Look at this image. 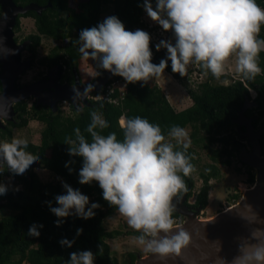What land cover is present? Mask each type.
Instances as JSON below:
<instances>
[{"label": "trees", "instance_id": "16d2710c", "mask_svg": "<svg viewBox=\"0 0 264 264\" xmlns=\"http://www.w3.org/2000/svg\"><path fill=\"white\" fill-rule=\"evenodd\" d=\"M13 1L19 6L35 3L45 7L40 14L28 11L19 15L14 27V30L19 27V18L21 17H30L34 20L36 32L27 37L31 40L28 48L31 53H34L42 37L65 42L62 45L54 46L44 59L40 60V64L48 66L59 62H64L68 68L79 66L81 58L77 44L79 34L83 29L96 27L100 24L102 8L107 5L112 6V16L122 22L125 30L134 32L139 29L149 33L142 21L144 0H85L77 3L75 7L70 5L69 0ZM256 3L264 9V0H256ZM257 38L264 40V25H261ZM172 44H175V41ZM149 48L153 53L151 43ZM164 55H167V50L163 47L155 53L158 59L163 58ZM257 63L261 72L253 80L241 78L229 84H213L212 81L216 78L209 72L207 80L200 83L197 91L188 89L187 93L192 104L180 111H175L171 107L157 85L152 86L144 82L127 83L119 76H113L112 79L125 81L126 88L120 92L115 89L111 95L112 98L117 99V103L113 104L104 100L90 101L91 105L82 107L80 113L70 107L74 112V117L62 116L60 109L50 112L40 105L28 106L24 101L16 103L14 105L16 121L8 122L0 129V142L10 141L12 129L24 127L29 119L42 123L44 129L41 132L40 145L35 146L28 143L25 150L37 155V161L40 162L41 167L62 178L63 185L67 184L87 196L89 204L86 206V210L92 203L99 204V207L93 210L95 215L91 219H80L72 212L57 227L55 223L57 217L51 213L50 207H58L55 197L66 194L64 187L43 184L32 169L26 170L23 175H13L4 167L3 170H0V184L5 177H11L23 188L19 190L7 188L6 194L0 195V212L6 208L13 211L5 216L0 215V264H67L70 253L81 251H91L94 255V264H117L115 260L111 259L107 240L112 239L118 233L108 231L104 224L106 218L115 214L117 209L104 201L102 189L97 182L92 181L87 185H81L78 182L83 160L78 156H70L68 154L69 145L66 144L68 137L74 139V129L76 128H79L81 134L91 142V136L86 129L91 122L93 111L101 114L109 125L107 128L97 129V131L104 136L115 133L118 141L123 140V130L119 125L121 117L124 119L137 116L145 118L150 123L159 125L165 137L168 136L172 126L181 128L190 126L192 129L191 144L202 146L212 160L208 166V172L201 174L203 185L191 205L193 208L203 209L207 204L208 181L218 176L216 164L220 162L229 165L231 158L238 155L240 157L243 150L247 149L248 142L246 145L239 136V131H244V127L237 122L238 114L244 104H247L244 114L247 118L252 119V126L255 129L264 130L262 126L258 125L264 113V50L259 53ZM197 68L200 73H204V70L199 66ZM165 70L186 88L181 76L172 73L170 63ZM17 86H19L18 81ZM253 91L255 92L254 96L251 94ZM254 110L258 112L257 116L253 115ZM222 130L227 131L228 134L221 136ZM259 142L264 151L263 133ZM216 143H220V147L211 149L210 146H214ZM179 151H183V148L181 147ZM186 155L190 157V162L193 164L191 147L186 150ZM240 161L241 164L250 167L241 158ZM183 179L187 186V201L192 195L193 179L191 175L183 177ZM255 179V173H250L249 183L254 184ZM233 197L236 201L241 198L240 194H235ZM172 218H178L180 222L185 219L175 212H172ZM33 224L43 225L38 229L39 236L28 235L29 228ZM77 229H83L82 234L77 235ZM142 234L134 233L136 237ZM65 239L72 242L71 247L60 244V241ZM128 258V264H135L136 254L130 253Z\"/></svg>", "mask_w": 264, "mask_h": 264}, {"label": "clouds", "instance_id": "9594fccd", "mask_svg": "<svg viewBox=\"0 0 264 264\" xmlns=\"http://www.w3.org/2000/svg\"><path fill=\"white\" fill-rule=\"evenodd\" d=\"M147 16L160 25L164 31L171 30L175 44L160 41L159 51L167 50L166 59L159 64L151 62L150 36L143 30L127 31L115 16L106 18L96 27L81 30L78 52L84 59L97 61L98 66L113 76L123 78L127 83L144 82L159 78L171 62L172 73L184 77L188 66L194 64L204 74L220 79L225 63L235 56L236 73L245 80H253L261 72L257 60L264 50V40L258 39L261 25H264V9L256 0H156L155 10L149 0H144ZM91 85L85 93L91 91ZM79 95V93H77ZM108 122L97 111L91 113V122L86 131L89 142L79 128L75 137L67 138L68 154L83 160L79 171V183L96 181L102 189V197L110 206H115L120 216L135 232L143 233L134 239L144 250L165 256L179 255L189 242L186 231L180 230L171 238L146 240V236L157 237L159 232L168 233L173 227L172 199L187 191L185 180L194 171L186 150L190 147L188 133L184 128L172 126L168 137L183 151L174 150L159 125L139 116L121 121L123 140L118 141L115 133L101 135L97 129L107 128ZM24 139L12 138L0 142V164L6 165L13 175H22L36 163L38 157L26 151ZM182 174V175H181ZM64 195L55 197L58 207H50L57 217L59 227L64 218L74 214L80 219H91L94 209L87 196L69 185H63ZM7 187L0 184V195ZM43 225L33 224L28 235L39 236ZM83 229H77V235ZM71 243L61 240L62 246ZM255 260L264 264V247L237 257V264ZM67 264H94L91 251L70 253Z\"/></svg>", "mask_w": 264, "mask_h": 264}, {"label": "water", "instance_id": "95a60500", "mask_svg": "<svg viewBox=\"0 0 264 264\" xmlns=\"http://www.w3.org/2000/svg\"><path fill=\"white\" fill-rule=\"evenodd\" d=\"M44 8L35 3L19 6L13 0H0V129L4 127V122L13 120L14 105L29 97L36 100V105L51 107L53 112L58 110L57 104L60 101H69L75 110H79V102L89 106V95L98 92L113 78L110 72L102 69L101 74L91 83L82 84L74 69V84H61L57 74L60 66H56L48 74V81L17 86L18 78L31 67V61L21 57L27 41L16 43L14 39L17 18L28 11L40 14ZM161 59H151V62L159 64ZM89 85L92 86L91 91L84 94ZM76 92H79V95ZM74 93L77 96L74 97ZM47 96L52 100H48ZM246 108L247 104H244L237 122L244 127V131H239V136L248 141L250 149L243 150L240 158L246 165L257 170L258 185L254 184L249 190L244 191L235 206L225 212H219L208 221L198 218L200 208L186 205V192L173 197V212L185 219L173 225L168 233L159 232L157 237L147 236L145 239L171 238L180 230H184L189 235V242L181 249L179 255L161 256L149 252L144 257L137 256L135 264H237V257L254 252L257 247H264V186H260V183L264 182V155L261 156L259 142L263 130H255L251 124L252 119L244 114ZM31 167L40 168L41 164L36 161ZM245 264L260 262L253 259L246 261Z\"/></svg>", "mask_w": 264, "mask_h": 264}, {"label": "rangeland", "instance_id": "374dc122", "mask_svg": "<svg viewBox=\"0 0 264 264\" xmlns=\"http://www.w3.org/2000/svg\"><path fill=\"white\" fill-rule=\"evenodd\" d=\"M82 1L85 0H69V3L72 7H75L77 3ZM149 2L152 4L153 9L155 10L156 0H149ZM108 17H112L111 5H107L102 8L100 23H102ZM142 21L145 29H147L149 32L148 34L150 36V43L153 45L152 57L153 59H157L155 53L159 52L162 48L157 51L156 45L159 44L162 40L171 43L174 42V34L171 30L167 32L164 31L158 23L153 22L147 16L144 10L142 15ZM35 32L36 31L34 21L32 18H19V27L14 30V37L16 43H20L22 39L26 38L28 35L34 34ZM64 43V41H56L51 38L42 37L40 45L37 48L35 54L34 62L31 65L32 67L30 69H27L18 78V83L21 85L30 84L35 79V75L38 71H40L41 74H44L46 71V67L40 64V60L44 59L43 57H45L54 46L62 45ZM21 55L22 59L26 58L25 56H27L26 52L21 53ZM166 56L167 55H164L163 58ZM168 63L171 64L170 61H168ZM78 68L84 83H91L93 81L92 79L98 77L99 74L102 72V68L98 66L97 61L84 59L82 56L79 60ZM222 77L223 78H220L219 80L214 79L212 83L229 84L242 78L239 74L236 73L235 56L231 57L225 63V71ZM181 78L183 84L186 86L187 89L182 84H180L179 81L174 79L168 72H166V70L159 78L153 77L147 83L151 84L152 86L157 85L164 93V96L171 105V107H173L175 111H180L191 106L192 104V101L187 93L188 89L197 91L200 83L205 82L207 80V75H205L204 73H200L196 65L190 64L188 66L187 74ZM119 85L120 87L123 86V84ZM124 86L126 87V84H124ZM99 91H101V89ZM251 94L252 96H254L255 92L253 91L251 92ZM95 95V93H93L92 95L90 94L88 97V101L95 102V98H97V96ZM91 96H93V98H91ZM30 103L31 100L27 102V105L29 106ZM69 103V101H60L58 102L57 107L58 109H60L62 116L74 117V112L71 110ZM257 113L258 112L254 110L253 115L257 116ZM122 120H124L123 117L119 119L120 126ZM258 125L264 128V113L261 116ZM43 129L44 126L42 123L34 119H29L27 126H25L24 128L12 129V138L24 139L27 141V143L39 146L41 142V132ZM184 129L188 133V139L190 140V147L192 148V155L194 159V171L190 174L191 178L193 179L192 195L187 200V203L189 205H192L195 201L197 193L203 185L201 174H206L208 172V166L212 163V160L210 159L208 152L204 150L202 146L191 144V127L187 126ZM262 133L264 137V130ZM226 134H228L227 131H221V136H224ZM165 138V142L173 143L174 150H180V148L182 147V145H176L175 141L171 140L168 136H166ZM243 140V142L247 145V141L245 139ZM219 147L220 143H216L214 146H210L211 149ZM246 147L249 150V146ZM223 160H225V158H223ZM230 161L231 162L229 165L220 162L216 164V167L218 169V176L216 178H211L208 181L209 191L207 196V204L198 213V218L206 219L215 216L219 212H223L230 207L235 206L241 198L236 201L233 195L240 194V196H242V193L245 190L254 186V184L249 183L248 178L249 174L256 173V170H253L250 167L241 164L239 155L231 158ZM3 168L4 165L0 164V170H3ZM29 169H32L39 181H41L43 184H55L63 186V179L55 175L53 172L43 167H29ZM255 177L257 179V174L255 175ZM2 184L5 185L7 188H13L17 190L23 188L20 184L16 182L15 179L11 177H5ZM260 186H264V182H261ZM72 212H74V210ZM11 213H13V211L6 208L2 212H0V215L5 216ZM172 219L173 225L178 224L180 222L178 218ZM104 224L105 228L108 231H116L118 233L112 239L107 240V243L110 247L111 259L115 260L117 264H128V255L130 253H134L136 254V256L140 257H144L149 253L144 250V245L138 244V242L134 239V237H136L134 235L135 231L127 225L126 220L122 216H120L118 211H116L115 214L111 215L110 217L106 218Z\"/></svg>", "mask_w": 264, "mask_h": 264}, {"label": "flooded vegetation", "instance_id": "af4514ba", "mask_svg": "<svg viewBox=\"0 0 264 264\" xmlns=\"http://www.w3.org/2000/svg\"><path fill=\"white\" fill-rule=\"evenodd\" d=\"M34 21V20H33ZM29 36V35H28ZM27 36V37H28ZM24 38V39H22L21 41H20V43H22V42H24V41H27V45H26V47H25V49L22 51V53L23 52H26V54H27V56H25L27 59H29L30 61H31V65H32V63L34 62V59H35V54H36V51H37V48L39 47V45H37L36 46V48H35V51H34V53H31L29 50H28V48H29V45L31 44V40L30 39H28V38ZM41 42V41H40ZM21 57H22V55H21ZM33 57V58H32ZM26 58H24V59H26ZM44 58V57H43ZM42 65H44V64H42ZM45 67H46V71H45V73L43 74H41L40 73V71H38L37 73H36V75H35V79L32 81V82H36V81H42V80H47L48 81V74L50 73V71L52 70V68H54V67H56V66H60V69L59 70H57V74H59V80H60V83L61 84H64V83H67V84H69V85H73L74 84V69H75V71H76V73H77V75H78V77H79V80H80V82L82 83V84H89L90 82H88V83H84V81L82 80V78H81V73H80V71H79V68L77 67H74V66H72V67H70V68H68V66L64 63V62H59L58 64H54V65H51V66H48V65H44ZM32 67V66H31ZM30 67V68H31ZM101 74V73H100ZM99 74V75H100ZM69 79H71L70 81H69ZM95 79V78H94ZM94 79H92V80H94ZM91 80V81H92ZM19 86H23V85H21V84H19ZM46 90V89H45ZM97 93V92H96ZM92 95V94H91ZM29 100H31V103L29 104V106L30 105H32V104H35L36 105V100L33 98V97H29V98H27L24 102H29ZM91 100V99H90ZM90 102V101H89ZM79 105H80V111L79 110H76L77 112H81V110H82V107H84L85 105L82 103V102H79ZM90 105H91V103H90ZM37 106V105H36ZM40 106H42V107H45L46 109H48V111H50V112H52V109H51V107H49V106H45V105H42V104H40ZM69 106L70 107H73L72 106V104L71 103H69ZM15 114H14V116H13V120L11 121V122H15L16 121V119H15ZM29 121V120H28ZM8 122H4V125H6ZM28 123V122H27ZM27 123H26V125L25 126H27ZM24 126V127H25ZM24 127H22V128H24ZM256 131H258V130H260V129H255ZM248 142V141H247ZM248 146H249V149H250V145H249V143H248ZM247 150V149H246ZM264 155V151H263V149H262V155L261 156H263ZM4 167L6 168V166L4 165ZM29 169V168H28ZM253 170H256V169H254V168H252ZM257 174V170H256V173H255V175ZM254 184L256 185H258V182H257V179H255V182H254ZM186 203H187V201H186ZM187 205L188 206H190V207H192L191 205H189L188 203H187ZM193 208V207H192Z\"/></svg>", "mask_w": 264, "mask_h": 264}, {"label": "built area", "instance_id": "2783aa9c", "mask_svg": "<svg viewBox=\"0 0 264 264\" xmlns=\"http://www.w3.org/2000/svg\"><path fill=\"white\" fill-rule=\"evenodd\" d=\"M110 81V82H109ZM104 87L101 88V91H99V93L97 92L95 96H97V98H95V100H104V101H108L111 103H117V99L116 98H112V94L114 93L115 89H118L119 92L122 90H125V86L124 84H126L125 81H121V80H114L111 79L109 80ZM119 84H123L122 87H120ZM91 98H93V96H91ZM93 100V99H92Z\"/></svg>", "mask_w": 264, "mask_h": 264}, {"label": "bare ground", "instance_id": "6f19581e", "mask_svg": "<svg viewBox=\"0 0 264 264\" xmlns=\"http://www.w3.org/2000/svg\"><path fill=\"white\" fill-rule=\"evenodd\" d=\"M77 93V92H76ZM76 93H74L73 94V96L75 97V95H76ZM79 93V92H78ZM37 95H38V93H37ZM77 96V95H76ZM46 98H49L48 96L46 97ZM43 100H45L44 98H43ZM48 100H52V99H48ZM247 190H249V189H247ZM247 190H245V191H247ZM226 211V210H225ZM225 211H223V212H225ZM215 216H212V217H209V218H206V219H201L202 221H208V220H210V219H213Z\"/></svg>", "mask_w": 264, "mask_h": 264}]
</instances>
